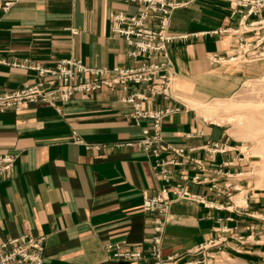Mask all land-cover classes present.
I'll use <instances>...</instances> for the list:
<instances>
[{
	"label": "crops",
	"instance_id": "0c3cea01",
	"mask_svg": "<svg viewBox=\"0 0 264 264\" xmlns=\"http://www.w3.org/2000/svg\"><path fill=\"white\" fill-rule=\"evenodd\" d=\"M136 6L121 0L17 1L0 9V57L42 65L68 56L93 66L134 64L128 43L111 32L108 15L131 13ZM227 13L223 0H197L173 10L169 30L187 35L168 45L174 70L168 95L144 102L173 108L161 117L162 137L190 148L201 161L200 168L184 163L179 170L204 178L186 185L204 195L206 204L170 203L160 252H183L223 236L210 247L212 257L205 264H264V186L239 178L245 155L235 139L190 105L228 95L264 74V58L209 62L210 52H228V34L207 32L228 24ZM34 78L32 69L0 62V91ZM120 92L101 87L87 95L75 92L55 106L27 103L0 110V151L15 153L10 175L0 178V241L20 233L41 235L47 264H150L114 259L105 247L112 242L145 249L151 222L141 202L162 182L153 157L136 144L149 120L135 123L131 103L117 98ZM212 141L221 150L207 151Z\"/></svg>",
	"mask_w": 264,
	"mask_h": 264
},
{
	"label": "built area",
	"instance_id": "2783aa9c",
	"mask_svg": "<svg viewBox=\"0 0 264 264\" xmlns=\"http://www.w3.org/2000/svg\"><path fill=\"white\" fill-rule=\"evenodd\" d=\"M17 1L42 0H0V9L5 10ZM134 2L136 9L131 13L122 10L109 12L110 30L120 35L130 45L128 53L136 63L122 66H90L79 58L63 57L52 65H42L27 58H13L0 62L22 69H32L35 78L23 82L10 91H0V110L20 109L27 103L56 105L66 102L78 92L87 95L92 90L108 87L121 91L117 98L131 103L130 116L138 123L139 118H147L149 123L142 126L136 140L138 147L153 157L152 168L162 181L157 191L144 195L141 210L151 222V233L144 250L127 249L118 243L107 242L110 256L127 261L139 262L148 259L150 264H204L210 256L209 248L224 241L216 236L198 243L192 249L183 252L161 254L160 246L166 214L174 200H192L206 204L205 196L191 191L187 181L201 182L204 178L198 174L189 176L180 167L190 163L192 168L202 167L197 157L191 156L190 148L173 145L164 141L161 134V117L171 112V107H149L144 105L156 95L167 96L174 70L168 56V45L175 38L182 39L186 33H172L168 22L175 8L189 5L197 0H121ZM232 21L221 27L211 29V33L229 35L228 54L211 53L210 62L250 61L264 58V0H225ZM73 30V29H72ZM130 143V142H129ZM119 144V143H117ZM209 152L221 150L217 142H207ZM86 147L97 145L85 144ZM15 153L0 151V178L10 175ZM225 175L229 173L225 172ZM175 179V180H173ZM229 183L226 184L228 186ZM214 186V183H211ZM226 194H229L228 190ZM218 228V227H217ZM225 231L224 227L218 228ZM0 264H47L43 256L41 236L20 233L0 241Z\"/></svg>",
	"mask_w": 264,
	"mask_h": 264
},
{
	"label": "rangeland",
	"instance_id": "374dc122",
	"mask_svg": "<svg viewBox=\"0 0 264 264\" xmlns=\"http://www.w3.org/2000/svg\"><path fill=\"white\" fill-rule=\"evenodd\" d=\"M225 2L228 3L227 1ZM227 18L228 20H230V22L232 21V19L229 17V9L227 13ZM210 30H207V32H209ZM172 33H178V32H172ZM174 40L177 39L175 38ZM211 53L214 52H210L209 54ZM228 53H230V48H228L227 54ZM217 54H221V53H217ZM68 57H74V56H68ZM74 58H78V57H74ZM190 105L194 106L196 108V111L202 117L209 119L211 121H216L221 123V125H223L226 131L229 133L230 137L235 139L234 142L239 145L238 149L242 151V153L240 154L244 153L245 155L243 159L245 163L242 164V168H241L242 172L239 174V178H241V180L242 178L244 180L249 179L251 183L256 186H264V74L256 78L246 80L243 84L240 85V87H238V89H234L232 93H229L228 95H224L221 97H212L206 101H203L202 103L192 102ZM74 140H78V139H76L75 137ZM93 145H97V144H93ZM206 148L207 147H205V149ZM225 176L230 177L229 175H225ZM229 179L231 178H228V180ZM233 184L235 183L233 182ZM230 189L234 190L232 187ZM36 236H41V235H36ZM209 254L210 256H208L207 259L205 260L207 262L212 257L210 253V248H209Z\"/></svg>",
	"mask_w": 264,
	"mask_h": 264
}]
</instances>
